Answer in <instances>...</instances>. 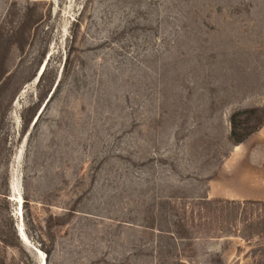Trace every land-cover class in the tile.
Here are the masks:
<instances>
[{
    "label": "rangeland",
    "instance_id": "obj_1",
    "mask_svg": "<svg viewBox=\"0 0 264 264\" xmlns=\"http://www.w3.org/2000/svg\"><path fill=\"white\" fill-rule=\"evenodd\" d=\"M250 108L264 0H0V264H264Z\"/></svg>",
    "mask_w": 264,
    "mask_h": 264
},
{
    "label": "trees",
    "instance_id": "obj_2",
    "mask_svg": "<svg viewBox=\"0 0 264 264\" xmlns=\"http://www.w3.org/2000/svg\"><path fill=\"white\" fill-rule=\"evenodd\" d=\"M230 126V141L236 146L241 145L264 126V109L238 110L231 115Z\"/></svg>",
    "mask_w": 264,
    "mask_h": 264
},
{
    "label": "bare ground",
    "instance_id": "obj_3",
    "mask_svg": "<svg viewBox=\"0 0 264 264\" xmlns=\"http://www.w3.org/2000/svg\"><path fill=\"white\" fill-rule=\"evenodd\" d=\"M22 230V229H21ZM25 235V234H24Z\"/></svg>",
    "mask_w": 264,
    "mask_h": 264
}]
</instances>
